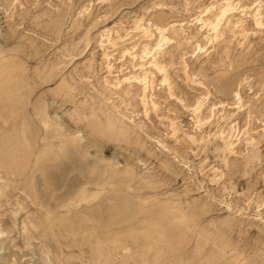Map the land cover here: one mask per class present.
Returning <instances> with one entry per match:
<instances>
[{
    "label": "rangeland",
    "instance_id": "374dc122",
    "mask_svg": "<svg viewBox=\"0 0 264 264\" xmlns=\"http://www.w3.org/2000/svg\"><path fill=\"white\" fill-rule=\"evenodd\" d=\"M223 1L0 0V239L51 264H264V0H229L215 35ZM153 26L169 87L147 68L144 108L123 53L157 51Z\"/></svg>",
    "mask_w": 264,
    "mask_h": 264
},
{
    "label": "bare ground",
    "instance_id": "6f19581e",
    "mask_svg": "<svg viewBox=\"0 0 264 264\" xmlns=\"http://www.w3.org/2000/svg\"><path fill=\"white\" fill-rule=\"evenodd\" d=\"M225 2V1H223ZM232 3V2H231ZM230 1L227 0L224 5L222 7H220L218 9V13L216 15V24L215 25H212L211 28H212V31L215 33L216 35V31H217V26L218 24L220 23L221 20L225 19L228 17V15H230L233 10H235V7L233 8V6L231 5ZM57 10V9H56ZM258 11V10H257ZM261 14V13H260ZM50 20L46 18L43 19L41 22L45 23V27L43 28V31H44V34L46 35H49L50 37H54V12H49L48 14ZM260 16V15H259ZM258 17V16H257ZM261 17V16H260ZM260 19V18H259ZM258 20V19H257ZM34 21V20H33ZM36 21V20H35ZM34 21V22H35ZM39 20L37 21V23H41ZM140 23V22H139ZM139 25V24H138ZM137 25V26H138ZM148 25V23H147ZM237 25V24H236ZM257 25L261 26V21L258 20L257 21ZM30 26V25H29ZM151 26V25H149ZM263 26V25H262ZM154 27V26H153ZM142 28V27H141ZM151 28V27H150ZM167 28V27H166ZM166 28H162V27H159V26H155L154 27V30L157 32V34L159 35V43L156 45L157 47V51L153 52L152 53V48L149 47V45H145L143 46V56L141 57H138L137 55H131L128 51H125L123 53V56L126 54L129 56V59H130V62L132 64V67L134 68L133 71L136 69V71H140L141 74H142V77H137V76H129V78H125L123 79V82L126 83L128 85V89L130 88H137L136 87V84L139 85V91H140V102L141 104L143 105L144 108L148 107V95H147V92L149 91V87L151 83H148V79H147V76L150 74L152 75V73L150 71L147 70V68H150V69H153L155 70L157 73L161 74L163 76V78L161 79V83L163 85L164 84H167L168 87H169V82H168V75H167V71L165 70L166 67H165V61L164 60H161L160 57H161V52L160 49L162 47V45H165L164 42H168L169 40H167L168 38H166L164 36V33L166 32ZM180 28V27H179ZM139 30V28H138ZM145 36L144 39L146 38L147 40L151 39L153 37V34L151 33V29H147V28H142L140 29ZM106 31V30H105ZM137 31V30H136ZM140 31V32H141ZM106 35L108 36V33H109V30L106 31ZM218 32V31H217ZM13 34L17 33L16 31L13 30L12 32ZM102 34V33H101ZM110 34V33H109ZM18 35V34H17ZM103 36V35H102ZM10 37L8 36L7 39H9ZM44 38V37H43ZM108 38V37H106ZM213 38V37H212ZM105 39V38H104ZM113 39V38H112ZM119 39V37H118ZM216 39V38H215ZM4 40V39H3ZM116 40V39H115ZM106 41H108V39H106ZM111 41V39H110ZM2 44L4 43V41H1ZM6 44V43H4ZM108 44H111L112 45V48H114L116 46V43L115 41H111V43H108ZM149 44V42H148ZM110 45V46H111ZM103 46V45H101ZM154 48V47H153ZM134 49V48H133ZM201 49V48H199ZM134 54V53H133ZM106 55V54H105ZM125 55V56H126ZM104 56V55H103ZM126 56V57H128ZM107 57V56H105ZM109 58V57H107ZM140 60V63H136L137 60ZM145 59H149L150 61L147 62V61H144ZM134 62V64H133ZM106 64V62H105ZM130 64V66H131ZM131 67V68H132ZM109 71H111L112 69V66H111V63H108L107 67ZM108 71V72H109ZM154 72V71H153ZM111 74V72H110ZM154 75V74H153ZM152 77V76H151ZM150 78V76H149ZM151 82V81H150ZM134 83V84H133ZM166 86V85H165ZM151 88V87H150ZM169 91L171 90L170 88L168 89ZM171 93V92H170ZM170 95V94H169ZM172 95V94H171ZM170 95V96H171ZM169 96V97H170ZM151 97V96H150ZM172 97V96H171ZM234 97L236 98H239L238 94L234 95ZM151 99V98H150ZM180 101V100H179ZM151 102V106L153 109L156 110V107H157V104H155V101L153 102L152 100L150 101ZM240 102V101H239ZM181 103V102H180ZM240 104V103H239ZM216 108V107H215ZM198 109V108H197ZM213 110L214 109H211L212 111V114H213ZM196 111V110H195ZM194 111V112H195ZM145 113H147L146 109H145ZM196 113V112H195ZM194 113V114H195ZM215 116V115H214ZM210 117V116H209ZM198 119V118H197ZM196 119V121H197ZM209 120V119H208ZM195 121V122H196ZM201 120H198V123L200 122ZM203 122V121H202ZM201 122V124H202ZM55 123V122H54ZM197 123V124H198ZM200 124V123H199ZM178 124H175L173 121H171V125H169L172 129V135H175L177 133V131L179 130V128H177ZM57 127V126H56ZM60 128V127H59ZM59 131V130H58ZM181 131V130H180ZM55 132V130H54ZM179 132V131H178ZM232 132V131H231ZM226 134V132H225ZM56 135V134H55ZM186 135V134H185ZM186 137V136H185ZM57 138H58V133H57ZM62 138V137H60ZM58 138V139H60ZM190 138V137H189ZM194 138V137H192ZM220 139L222 140L225 148L229 149L231 148L234 143L230 140V137L229 135L227 137L224 136V132H221L220 133ZM5 139H2V141H4ZM190 141V140H189ZM191 142V141H190ZM237 142V140H236ZM1 143V146L2 143L4 142H0ZM236 145V144H235ZM235 147V146H234ZM11 150V149H10ZM223 151V150H222ZM226 151V150H224ZM231 152V151H230ZM232 153V152H231ZM14 156V155H13ZM10 161H13L12 160V157L8 154H2L1 153V147H0V169L2 170H5L7 171L8 169V163ZM14 163V161H13ZM12 163V164H13ZM10 164V163H9ZM39 164V161L37 162V166ZM10 167H12L10 165ZM46 171L47 173L44 174L45 175V179L47 180V183H48V186H47V189L50 191V193L52 194V192L54 191V186H53V179H52V174H51V170L48 171V169L46 168ZM35 173V172H34ZM153 174V173H152ZM34 175V174H33ZM4 178V175L2 173H0V180ZM29 191L31 192H35V190L33 189V186L32 184H29ZM5 186H0V206H1V199L6 195L5 193ZM24 192V190H23ZM33 199V198H32ZM33 203L34 202V199H33ZM40 205H42V203H40ZM49 207V208H48ZM1 208V207H0ZM42 208H45V212L44 214H46L48 217H52L53 214H54V206L51 207V206H48L46 204H43L42 205ZM16 218H17V215H16ZM29 222V221H27ZM6 223H3L2 219L0 218V237L1 236H8V234L11 233V229L7 228ZM26 241V240H25ZM29 244V243H28ZM27 245V243H26ZM29 247H25V249L23 251H21V249L18 248L17 245L13 244V242L9 239H0V256L1 259H0V264H34V263H38V262H41L42 264H51V260H50V257H49V254L45 251H43V249H40V255L39 256H36L34 251H33V248L31 247V245H28ZM17 254L19 256H17ZM22 254V255H21ZM100 254V253H99ZM38 255V254H37ZM28 258V260H26L25 262L22 261V258L23 259H26Z\"/></svg>",
    "mask_w": 264,
    "mask_h": 264
}]
</instances>
